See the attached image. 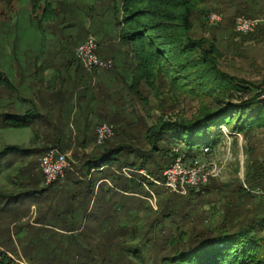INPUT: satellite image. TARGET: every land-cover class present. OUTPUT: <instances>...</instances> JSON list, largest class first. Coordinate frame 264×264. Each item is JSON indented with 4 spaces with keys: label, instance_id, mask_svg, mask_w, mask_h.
Listing matches in <instances>:
<instances>
[{
    "label": "rangeland",
    "instance_id": "rangeland-1",
    "mask_svg": "<svg viewBox=\"0 0 264 264\" xmlns=\"http://www.w3.org/2000/svg\"><path fill=\"white\" fill-rule=\"evenodd\" d=\"M193 1L191 36L248 92L216 86L212 95H194L168 62H141L136 50L146 44H126L122 35L143 18L128 23L123 0H0V252L16 264H153L182 231L237 224L264 205L242 190L253 189L249 180L264 169L263 126L248 133L221 126L213 148L184 159L218 170L192 197L170 192L153 175L171 164L182 142L160 141V152L140 169L137 150H150L148 131L162 123L189 120L223 96L238 103L262 92L264 99V26L253 35L234 30L241 15L264 16V0ZM211 13L221 21L211 23ZM90 36L112 69L89 72L76 58ZM33 95L42 104L36 110ZM103 124L114 125L115 134L98 144ZM124 145L136 153L89 169L102 151ZM50 148L65 153L70 168L47 185L41 157Z\"/></svg>",
    "mask_w": 264,
    "mask_h": 264
},
{
    "label": "trees",
    "instance_id": "trees-1",
    "mask_svg": "<svg viewBox=\"0 0 264 264\" xmlns=\"http://www.w3.org/2000/svg\"><path fill=\"white\" fill-rule=\"evenodd\" d=\"M123 1L126 12L130 13L128 23L139 17L143 18L137 29L122 35L126 44H135L134 41L138 38L146 44L136 50L141 62L150 64L154 59H161L163 67L167 65L164 62H168L170 67L177 70V76H182L179 80L190 83L189 90L194 95H212L218 89L216 86L224 90L230 88L248 92L247 86L230 82L231 77L217 67L213 49L206 50L202 41L191 36L195 12L193 0ZM196 52L199 54H195ZM261 96L262 92H258L238 103H233L232 96L231 99L223 96L213 105L204 104L198 114L189 120L164 122L157 129L148 131L150 150H137L142 154L138 155L141 160L140 169L148 168L149 160L153 154L160 152L159 143L164 139L184 144V149L175 154L171 162L173 164L182 154L184 159H194L198 154L204 153L205 148H213L220 137L221 126H231L233 132L238 133H248L256 127H264V99ZM135 150L127 145L105 149L98 157L90 160L89 169H100L108 162L111 163L115 156L121 153L131 156L136 153ZM171 164L161 167L158 173L152 172L153 175L163 180L164 172ZM135 165L134 163L132 166ZM263 177L264 169L255 170L254 177L249 178V181L254 183V188L264 186ZM242 190L246 189L242 187ZM189 191H192V197L195 190ZM172 214L173 211L167 216ZM228 222L196 233L182 231L168 242L167 247L172 249L154 260L153 264H264V258H257L264 246V205L247 220H239L237 224ZM132 254L140 259L139 251ZM0 264L16 263L0 252Z\"/></svg>",
    "mask_w": 264,
    "mask_h": 264
},
{
    "label": "built area",
    "instance_id": "built-area-1",
    "mask_svg": "<svg viewBox=\"0 0 264 264\" xmlns=\"http://www.w3.org/2000/svg\"><path fill=\"white\" fill-rule=\"evenodd\" d=\"M209 21L216 23L221 21V16L215 13L209 15ZM261 26H264V16L249 18L239 16L235 20L234 30L239 35H249L256 32ZM100 45L96 38L89 37L86 41L79 44L75 50L76 58L89 71L110 70L114 67L112 59H105L99 55ZM115 134L114 125L103 124L97 129V142L104 144ZM209 151V148L204 149ZM183 157H177L175 162L164 172L163 180L157 181V184L163 185L170 192L177 194H186L190 189H197L206 186L212 178L218 175L216 166L201 165L199 161H193L191 166H186ZM70 168L68 157L57 148L46 150L41 157V169L45 176L47 185L52 184ZM245 189L264 199V186L251 189L245 185Z\"/></svg>",
    "mask_w": 264,
    "mask_h": 264
},
{
    "label": "crops",
    "instance_id": "crops-1",
    "mask_svg": "<svg viewBox=\"0 0 264 264\" xmlns=\"http://www.w3.org/2000/svg\"><path fill=\"white\" fill-rule=\"evenodd\" d=\"M32 82H34L33 81V78H32ZM32 97V100L35 102V104H34V106H33V109L34 110H36V108L38 109V108H40V106L42 105V104H38L37 102H36V97L33 95V96H31ZM30 99V98H29ZM29 99H26L27 101L29 100ZM42 103H48V104H50V106H52V105H57L56 103V100H53V98L52 99H50V100H44V97L42 98ZM52 107H54V106H52ZM29 111H33V110H29ZM27 114V113H26ZM29 115V114H28Z\"/></svg>",
    "mask_w": 264,
    "mask_h": 264
}]
</instances>
